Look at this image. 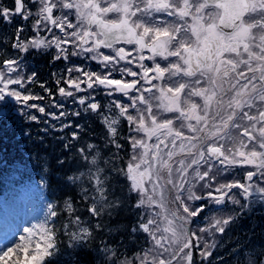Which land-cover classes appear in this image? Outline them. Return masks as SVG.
<instances>
[{
    "label": "snow or ice",
    "instance_id": "1",
    "mask_svg": "<svg viewBox=\"0 0 264 264\" xmlns=\"http://www.w3.org/2000/svg\"><path fill=\"white\" fill-rule=\"evenodd\" d=\"M13 3L12 9L0 5V19L7 24L15 17L26 23L31 19L36 35L25 42L20 34L26 23L17 27L12 42L14 57L5 59L0 67V102L9 98L17 105V112L38 107L29 101L42 97L24 92L35 76H25L22 66L21 54L30 48L54 47L55 60L82 56L101 67L100 73L77 67L78 76L72 75L73 68L67 69V78L62 79L69 88L58 91L85 106V113L103 117L108 143L115 146L116 154L105 159L89 143L87 152L78 150L87 161V170L68 180L79 182L82 199L89 201V214L96 217L111 203L107 201L109 170L119 171L128 179L129 190L138 194L136 207L142 209L133 232L146 233L151 244L124 261L104 248V264H109V259L110 264H192L193 239L198 247L202 237L191 225L198 223L193 218L206 205L196 207L189 201L210 200L217 206L227 202L240 205L241 213L264 205V0ZM42 32L44 36H40ZM100 89L109 97L121 94L127 103L113 101L117 111L105 116L93 95ZM80 92L85 95H75ZM38 110L43 113L45 108ZM65 115L60 112L61 117ZM121 118L127 121L130 134L126 139L132 149L126 168L114 166L122 147L116 139ZM66 127H71L70 121L61 125V129ZM81 127L76 125L73 139L78 138ZM237 170L243 172V182L228 178ZM197 184L202 195L193 190ZM70 200L63 208L47 204L44 218L23 229L21 243L0 247V261L7 264V258L20 249L23 264H58L65 255L61 235L68 237L73 252L86 247L91 233ZM169 202L175 207L169 208ZM59 214L68 218V224L60 223ZM232 219V215L216 219L211 228L224 233ZM211 228L198 231L211 233ZM208 247L206 243L205 249ZM109 252L112 258L107 256ZM201 255L210 256L211 252L202 250ZM258 264H264V258Z\"/></svg>",
    "mask_w": 264,
    "mask_h": 264
},
{
    "label": "trees",
    "instance_id": "2",
    "mask_svg": "<svg viewBox=\"0 0 264 264\" xmlns=\"http://www.w3.org/2000/svg\"><path fill=\"white\" fill-rule=\"evenodd\" d=\"M12 8L13 6L9 9ZM10 28V24L0 19V29L5 35L11 33ZM13 36L11 41H0V67L5 59H9L7 56L12 47ZM56 55L54 49L34 51L33 62H37L39 68L35 72L39 77L30 93L42 97L37 99L40 106L33 111L37 119L33 121L28 115L22 114L14 116L11 121L0 120V203L4 199H16L20 196V191L40 183L45 189L48 202L58 208H63L65 201L71 198L70 202L77 209L75 214L80 215L85 222L84 226L91 233L87 237L86 247L77 248L74 252L68 237L61 235L65 255L58 264H104L101 254L104 248H110L121 261L131 259L142 249L151 247V244L146 233L133 232L142 209L136 207L138 194L129 190L128 179L119 171L109 170L107 201L111 203L96 217L89 214V201L82 199L79 182L73 184L68 180L69 176H76L87 170V161L82 159L79 149L84 148L87 152V145L91 143L107 159L116 154V148L108 143L109 131L102 116L91 111L85 113V106L74 103L72 97L61 100L58 89L61 85H67L62 77L67 78L70 66L63 59L55 60ZM70 58L74 59L72 56ZM57 80H60L59 84L56 83ZM56 100L63 103V110H57ZM95 100L100 105L99 112L105 116L111 117L117 111L111 98L104 92L98 90ZM39 107L46 109L44 114L39 112ZM77 111L80 112L79 116L74 115ZM60 112L66 115L61 117ZM50 113L59 118H54ZM69 121L71 127L61 129V125ZM77 124L82 127L78 138L73 139L71 134L77 131ZM117 133L116 139L122 147L114 166L126 168L132 151L130 142L126 139L130 134L126 120L121 118ZM225 217L223 215L222 219ZM59 221L61 224H68V218L63 214H59ZM194 221L200 223L203 220ZM191 227L197 231L198 237H202L198 247L193 239L192 264H258L264 258V211H240L221 234L200 232L198 229L201 225L196 223ZM69 228L75 231L70 224ZM206 243L209 245L207 249ZM202 250L210 251L211 255H201ZM107 256L112 258L111 252Z\"/></svg>",
    "mask_w": 264,
    "mask_h": 264
},
{
    "label": "flooded vegetation",
    "instance_id": "3",
    "mask_svg": "<svg viewBox=\"0 0 264 264\" xmlns=\"http://www.w3.org/2000/svg\"><path fill=\"white\" fill-rule=\"evenodd\" d=\"M27 2V0H26ZM0 5H3L4 7H7V8H11L12 6L14 7V3H13V0H0ZM29 7H31V5H29ZM33 11H35V9L33 8ZM13 20H19V21H22L19 19V17H15L13 18ZM26 22H13L10 24L11 28V33L9 35H5L3 33V31L0 29V41L6 39L7 41H11V38L13 36V39H12V42L13 40L15 39L16 37V29L19 25L21 24H25ZM31 19L26 23V27L24 29V31L20 34L21 36V39L24 40L25 42H27V40L31 39L33 36L36 35V33L33 32L32 30V27H31ZM58 32V30H55ZM45 33H40V36H44ZM50 38V36H49ZM69 47V52L72 50L71 49V46H68ZM125 47H128V48H131L133 46H125ZM49 50L50 49H54L56 54H57V50L53 47V48H48ZM48 49H45V48H40V49H34V48H30L29 51L27 53H22L21 55H23V68L25 70V76H30L32 73H35V76L32 77V82L27 84L26 85V88L24 89V92L25 94H31L30 91H32L33 89V86L36 84V79H38V74L35 72L39 67L37 65V62L36 60H34L33 62V58H34V51L35 52H46L48 51ZM102 51H107V50H102ZM14 50L13 48L11 47L9 53H8V58L11 59L14 57ZM74 57V59L72 58H69V60H65L67 62V64H69V68H73L74 71H73V76H78L79 74L77 72H75V68L77 67H84L85 70L87 71H95L94 69H96V64L97 62L95 61H91V60H86L84 57L82 56H72ZM62 59V58H61ZM64 60V59H63ZM145 63H148L147 61ZM3 66V64H2ZM31 66V67H30ZM75 72V73H74ZM114 77L115 78H120V76L118 74H114ZM130 79V78H128ZM61 87H65L66 90H68V85L64 86V85H61ZM91 91V90H89ZM100 91L104 92L106 94V92L103 90V89H100ZM96 93V92H95ZM95 93H93L94 97H95ZM76 96H83L85 95V93L81 92V93H75ZM61 100L64 98V96H61L59 94ZM112 101H115L117 99H120L122 103H127V98H124L121 96V94L119 93H114L113 96L110 97ZM30 103L32 104H36L38 105V100H32V101H29ZM29 103V104H30ZM63 104L61 101H58L56 100V108L58 110V108L60 107H57V105H61ZM2 107V109H1ZM17 105L13 102V101H10L9 99L6 98V101L5 102H0V113H3V112H7V115L4 116V115H0V120L2 121H11L10 119L13 118L14 116H20L22 114L25 115V113H29V114H34L33 111L35 108H24V111L23 112H17L15 109H16ZM63 110V108H60ZM46 110V109H45ZM131 111V109H130ZM44 114V112H43ZM35 115V114H34ZM169 115H172V114H169ZM27 116V115H26ZM204 169H201V171H203ZM189 175H191V170H189ZM229 179H232V178H235V179H239L241 180V182H243V172L237 170L235 175L234 176H230L228 177ZM255 180V178H254ZM185 187L187 188V185H185ZM194 191H196V194L197 195H202V193L199 191V184L196 185V188L193 189ZM233 191L235 192L236 189H233ZM171 197V196H170ZM171 200V198H170ZM227 200V198H226ZM189 204L195 206L196 207H199L201 204H205L206 207L203 209V211L200 213L199 216L197 217H194L193 220H198V219H202L203 221H200V223H196L197 224H200L201 226L203 227H206L208 228L209 226H211L209 224V219L210 218H214L215 216L216 217H220L222 218L223 215H226L225 218H227L228 216L227 215H232L233 218L234 217H237L241 211V208H240V205H233V204H230V203H225V205H222V206H217V205H214L213 203H211L210 200H199V201H196L195 202V205H194V201H189L188 202ZM241 203H243V201H241ZM172 204V203H171ZM175 207L174 204L171 205V208ZM245 210H248L249 212H255V210H258V211H264V205H257L256 207H252V208H248V209H245ZM245 210L243 211L245 213ZM192 226V225H191ZM218 233V232H217ZM221 234V233H219Z\"/></svg>",
    "mask_w": 264,
    "mask_h": 264
},
{
    "label": "rangeland",
    "instance_id": "4",
    "mask_svg": "<svg viewBox=\"0 0 264 264\" xmlns=\"http://www.w3.org/2000/svg\"><path fill=\"white\" fill-rule=\"evenodd\" d=\"M18 87L19 86L17 85L10 86V88H17V89ZM81 87L82 88L84 87L83 84L81 85ZM170 198L171 197L169 196V201ZM195 202L196 201H194V205ZM47 204H49L48 198L41 184H35L21 191L19 198H16L14 200L4 199L0 204V222L1 219H4V221L8 222L9 226L12 227L18 226V229L16 232L12 230L8 231V233L4 236L3 233L4 231L0 227V232L2 231L1 233H3L0 234V247L6 245H11L15 247L16 244L21 243L20 237L22 235H25L23 229L38 223L44 218V214L47 211ZM171 205H172L171 202H169L168 207L171 208ZM19 210L22 212L21 217L17 214V211ZM156 210L158 211L159 209ZM216 219H222V218L216 216L214 218H210L209 224L213 225ZM201 228H206V227L201 226ZM208 228H211V226H209ZM215 232H216L215 228H211V233H215ZM206 233H210V232H206ZM32 254H33L32 250L30 249L28 255L31 256ZM17 261H20L21 264H23L24 262V254L20 249L13 252L12 256L7 258V264H16ZM0 264H4V261H0Z\"/></svg>",
    "mask_w": 264,
    "mask_h": 264
},
{
    "label": "bare ground",
    "instance_id": "5",
    "mask_svg": "<svg viewBox=\"0 0 264 264\" xmlns=\"http://www.w3.org/2000/svg\"><path fill=\"white\" fill-rule=\"evenodd\" d=\"M17 214L21 217V215H22V212L19 210V211H17ZM0 227H1V229L4 231L3 233H4V236L8 233V231H14V232H16L17 231V229H18V226L17 227H12V226H9L8 225V222L7 221H4V219H1V222H0ZM8 228V229H7ZM2 232V231H1ZM0 232V234H3V233H1ZM9 239H11V238H9Z\"/></svg>",
    "mask_w": 264,
    "mask_h": 264
}]
</instances>
